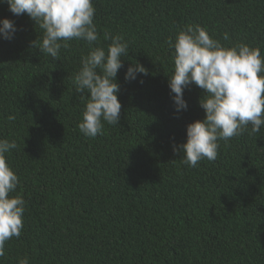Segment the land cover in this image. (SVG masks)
<instances>
[{
	"label": "trees",
	"instance_id": "trees-1",
	"mask_svg": "<svg viewBox=\"0 0 264 264\" xmlns=\"http://www.w3.org/2000/svg\"><path fill=\"white\" fill-rule=\"evenodd\" d=\"M93 5L100 41L72 40L53 59L32 45L43 30L27 13L0 3V21L18 29L11 40L0 36V139L18 145L5 155L19 177L11 195L26 201L22 234L6 242L0 264H264V126L218 141L215 161L184 165L173 145L205 119L204 91L189 86L188 108L176 112L168 43L192 24L226 47L243 42L264 55V0ZM106 31L129 44L117 75L120 123L86 138L78 124L90 93L76 92L73 77L92 47L107 50ZM135 63L148 74L125 80Z\"/></svg>",
	"mask_w": 264,
	"mask_h": 264
},
{
	"label": "clouds",
	"instance_id": "clouds-1",
	"mask_svg": "<svg viewBox=\"0 0 264 264\" xmlns=\"http://www.w3.org/2000/svg\"><path fill=\"white\" fill-rule=\"evenodd\" d=\"M0 3H6L15 16L27 13L43 30L42 40L38 38L32 45L53 59L59 57L62 48H69L72 40L86 41L92 46L101 39L94 22L93 0H0ZM17 31L14 21L7 18L0 21V36L4 40L13 39ZM103 39L110 41L107 50L103 46L92 47L81 57V67L73 77L76 92L90 93L78 124L86 138L103 135L104 122L120 123L122 105L117 75L123 67L122 57L128 56L129 44L123 36H113L107 31ZM168 43L174 49L169 88L174 94L176 112L188 108L185 89L196 85L204 91L200 106L205 110V119L187 126L186 143L173 145L174 153H182L184 165L195 168L204 159L215 161L218 141L228 142L245 132L252 135L261 131L264 55L259 47L243 42L226 47L211 38L205 28L192 24L178 32L174 43L171 38ZM140 74L147 75V69L135 63L127 69L125 80L134 81ZM15 119L14 115L8 116L9 121ZM17 147L15 140L0 139V258L6 255V242L19 238L24 227L26 201L22 195H11L16 192L19 177L5 155ZM18 264H30L29 258H20Z\"/></svg>",
	"mask_w": 264,
	"mask_h": 264
}]
</instances>
